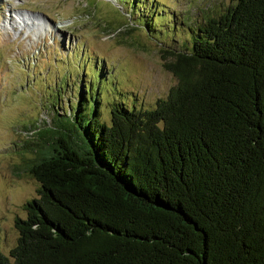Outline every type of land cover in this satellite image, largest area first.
Masks as SVG:
<instances>
[{
    "label": "trees",
    "instance_id": "obj_1",
    "mask_svg": "<svg viewBox=\"0 0 264 264\" xmlns=\"http://www.w3.org/2000/svg\"><path fill=\"white\" fill-rule=\"evenodd\" d=\"M106 2H132L148 33L179 26L159 25L152 0ZM185 34L162 50L176 83L152 105L89 94L80 77L49 123L21 125L37 197L0 264H264V0H234Z\"/></svg>",
    "mask_w": 264,
    "mask_h": 264
},
{
    "label": "rangeland",
    "instance_id": "obj_2",
    "mask_svg": "<svg viewBox=\"0 0 264 264\" xmlns=\"http://www.w3.org/2000/svg\"><path fill=\"white\" fill-rule=\"evenodd\" d=\"M106 1L0 0V253L5 256L16 242L15 218L24 217V202L37 197L35 181L20 170L33 156L23 146L32 134L21 131V125L49 123V108L63 98L70 81L79 82L80 77V86L89 94L106 88L108 97L117 101L152 105L176 83L163 65L172 57L162 50L177 48L186 39L185 25L193 26L234 2L145 3L149 13L167 17L168 21L159 17V25L171 29L173 16L179 22L162 36L148 33L142 18H129L132 9V15L139 14L132 2L129 12L122 13ZM131 24L139 30H132ZM57 104L61 110L64 100ZM99 114L107 120L106 105H100Z\"/></svg>",
    "mask_w": 264,
    "mask_h": 264
}]
</instances>
